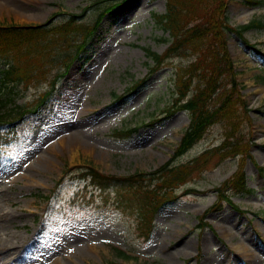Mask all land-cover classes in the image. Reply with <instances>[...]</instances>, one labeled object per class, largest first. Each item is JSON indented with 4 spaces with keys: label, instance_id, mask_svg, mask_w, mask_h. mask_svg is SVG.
<instances>
[{
    "label": "rangeland",
    "instance_id": "1",
    "mask_svg": "<svg viewBox=\"0 0 264 264\" xmlns=\"http://www.w3.org/2000/svg\"><path fill=\"white\" fill-rule=\"evenodd\" d=\"M112 1L0 0V7H9L0 11V27L46 24L53 17L54 23L60 24L72 14H83L86 7L89 10L84 22L92 25L101 8ZM227 4L226 15L234 28L256 19L264 23V3L252 7L246 0H228ZM246 10L253 13L243 21ZM165 12V0H130L107 13L92 48V61L86 65L73 62L58 84L59 96H54L43 113L29 114L22 122L3 126L4 132L16 127L18 136L0 149V216L10 214L0 218V264H264V174L258 169L264 166V66L257 56L258 50L264 53V29L246 32L250 46L228 35L252 119L242 131L246 142L252 144L254 161L246 163V175L253 193L233 197L245 214L224 205L222 210L206 215L204 221L210 228L198 229L199 218L218 200L215 189L231 179L238 168V160L231 158L218 163V158L209 157L206 170L193 174L177 196L190 188L198 192L160 208L147 241L140 235L139 214L118 207L113 202L114 193L108 200L90 190L84 193L85 200L78 195L83 185L72 174L84 168L119 178L138 174L145 186L151 182L156 185L152 174L173 159L190 126L186 112L149 126L165 118L164 110L174 94L176 68L188 63L182 56L150 73L153 62L146 49L163 54L170 44L162 40L168 34L157 28L152 16ZM60 50L58 53L63 54L65 48ZM62 57L56 58L46 75L37 77L46 81L18 87L17 106H33L36 97L49 89L50 80L65 70L58 62ZM141 80L145 83L131 91ZM114 95L126 98L116 100ZM68 105L69 116L66 110L59 117V111ZM136 126L139 130L128 139L110 135ZM206 135L181 164L219 146L225 136L223 125L213 126ZM60 140L67 141L61 146ZM71 140L85 148L90 144L92 150L86 153L78 149L72 154L67 150ZM49 144H54V152L47 151ZM61 180L62 188L54 193ZM48 196L53 198L45 199ZM18 241L19 253L9 256L6 249H15L12 245Z\"/></svg>",
    "mask_w": 264,
    "mask_h": 264
},
{
    "label": "trees",
    "instance_id": "2",
    "mask_svg": "<svg viewBox=\"0 0 264 264\" xmlns=\"http://www.w3.org/2000/svg\"><path fill=\"white\" fill-rule=\"evenodd\" d=\"M127 1L130 0H114L101 8L92 25L84 22L89 10L86 7L83 14H72L60 24L54 23L53 17L46 24L0 27V147L15 138L14 127L5 133L3 126L21 122L27 114L34 115L43 111L58 93L57 84L64 78L73 62L90 59L88 55L92 54L105 15L113 13ZM227 2L228 0H166V14L153 15L157 28L168 34V38L162 40L170 43V46L163 54L146 49L153 62L150 73H156L172 59L183 56L188 60L185 66L176 68L173 80L174 98L172 105L164 110L165 119L174 117L180 111H186L190 115V126L186 129L173 159L152 174V177L157 178L156 185L151 182L145 186L142 176L138 174L119 178L107 176L95 168L80 170L78 179L88 183L89 187L92 185L106 200L110 198V193H114L113 201L117 206L139 210L140 230L145 232L143 235L148 240L151 238L157 210L167 202L175 201L178 198L177 188L187 184L193 174L206 170L209 157L218 158V162L234 158L239 159V163L231 179L216 189L219 201L200 217V227L208 226L203 221L204 217L212 211L221 210L223 204H229L243 215L245 211L233 202L232 197L253 192L247 187L246 176V163L248 159L252 160V144L250 141L246 142L242 131L246 124L252 123L251 111L242 98L241 85L228 47V35L238 36L241 41L248 43L244 34L247 31L263 29L264 23L256 19L245 26L234 28L226 15ZM263 2L264 0H246L252 7L261 6ZM64 40H67L65 46ZM60 47L65 48L63 54L58 53L61 51ZM257 54L264 65V54L260 51ZM62 55L63 61L58 62L61 67L65 66V71L50 81L51 89L39 95L33 106H17L18 87L23 84L27 88L43 82L44 80L39 81L37 77L46 75L48 69L53 68L56 58H61ZM144 82L145 80H141L136 83L131 91L138 89ZM116 99L124 97L116 96ZM218 124L223 125L225 134L219 147L208 149L198 158L181 164L180 161L187 152L205 138L211 127ZM138 130L137 126L116 130L111 136L120 140L128 139ZM259 172L262 175L264 167L259 168ZM188 192L198 191L188 189L186 194ZM119 255L123 256L122 253Z\"/></svg>",
    "mask_w": 264,
    "mask_h": 264
},
{
    "label": "bare ground",
    "instance_id": "3",
    "mask_svg": "<svg viewBox=\"0 0 264 264\" xmlns=\"http://www.w3.org/2000/svg\"><path fill=\"white\" fill-rule=\"evenodd\" d=\"M7 9L9 10V7L8 6H1L0 7V11L1 12H3V11H7ZM253 13V11H251V10H246L245 12H243L242 14V17H241V19L243 20V21H245V19L249 16V14H252ZM64 110H66V109H64ZM62 115V112H59V116H61ZM64 141H67V140H63V141H58L59 143V145H63V142ZM54 144L53 145H51V146H48V148H47V151L48 152H50V151H53L54 150ZM78 149H83V151H85L86 153H89L91 150H92V148H91V145L89 144L88 145V147L87 148H85L84 147V145H81L80 143H77V141H73V140H71L69 143H68V146H67V150L70 152V153H72V154H74V153H76V151L78 150ZM54 152V151H53ZM52 152V153H53ZM51 160V159H50ZM49 160V161H50ZM8 217H10V214H6V215H1L0 216V218H2V219H6V218H8ZM12 247H14L15 249H13V250H9V249H6V251L8 252V254H9V256L11 255V254H18L19 253V251H20V249H21V243L18 241L17 243H15V244H13L12 245ZM242 250V251H244L242 248H239V250ZM15 259V258H14ZM14 261V260H13Z\"/></svg>",
    "mask_w": 264,
    "mask_h": 264
}]
</instances>
